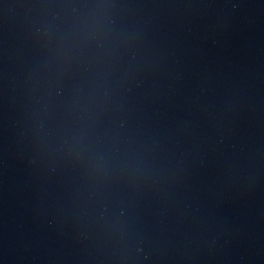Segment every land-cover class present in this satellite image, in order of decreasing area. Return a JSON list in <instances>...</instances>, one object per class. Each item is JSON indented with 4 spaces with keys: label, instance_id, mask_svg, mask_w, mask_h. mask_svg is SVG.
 Returning a JSON list of instances; mask_svg holds the SVG:
<instances>
[{
    "label": "water",
    "instance_id": "water-1",
    "mask_svg": "<svg viewBox=\"0 0 264 264\" xmlns=\"http://www.w3.org/2000/svg\"><path fill=\"white\" fill-rule=\"evenodd\" d=\"M0 264H264V217L139 226L0 221Z\"/></svg>",
    "mask_w": 264,
    "mask_h": 264
}]
</instances>
